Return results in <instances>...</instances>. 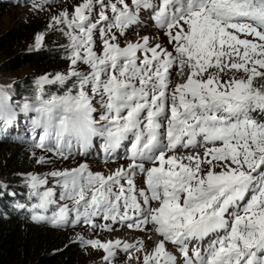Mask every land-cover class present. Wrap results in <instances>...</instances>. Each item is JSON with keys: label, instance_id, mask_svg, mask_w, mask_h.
<instances>
[{"label": "snow or ice", "instance_id": "6c2138e0", "mask_svg": "<svg viewBox=\"0 0 264 264\" xmlns=\"http://www.w3.org/2000/svg\"><path fill=\"white\" fill-rule=\"evenodd\" d=\"M144 16L158 34L129 40ZM48 28L67 41V68L38 77L22 104L0 86V132L23 113L33 146L51 154L38 165L86 155L94 140L105 163H123L26 174L31 220L141 234L78 236L103 264L121 253L138 264H264V0H79Z\"/></svg>", "mask_w": 264, "mask_h": 264}, {"label": "trees", "instance_id": "16d2710c", "mask_svg": "<svg viewBox=\"0 0 264 264\" xmlns=\"http://www.w3.org/2000/svg\"><path fill=\"white\" fill-rule=\"evenodd\" d=\"M43 35L44 40L39 48L17 53L7 58L3 66L7 69H13L19 64L53 67L62 63L65 60L62 45L67 43L66 39L52 29ZM22 36L21 30H12L0 36V53H10ZM15 88L23 99L31 98L35 82L19 80L15 83ZM45 88L57 91L55 86L46 85ZM27 124L28 120L24 114L19 113L17 125L22 128ZM9 131H12V128L4 132L7 135ZM15 132L10 133L8 137H17ZM6 144L3 132H0V154L6 150ZM12 146L13 150H16L18 144L14 143ZM29 193L28 188L12 175L0 181V264H77L86 249L76 241H69L57 227L31 221L27 210L36 200L30 198ZM21 204L25 207H18Z\"/></svg>", "mask_w": 264, "mask_h": 264}, {"label": "rangeland", "instance_id": "374dc122", "mask_svg": "<svg viewBox=\"0 0 264 264\" xmlns=\"http://www.w3.org/2000/svg\"><path fill=\"white\" fill-rule=\"evenodd\" d=\"M14 1H18V4L10 5L0 0V36L12 30H21L23 32V36L16 47L10 51V53H8L7 55L0 53V86L6 88L13 103L22 104L25 99H23L22 96L18 94V90L15 88V83L17 81L26 80L35 82V80L40 76L46 74L51 75L57 72H64L67 68V61L64 60L62 63L53 67H36L19 64L16 65V67H14L13 69L5 68L3 66V62L7 58L15 56L17 53L36 50L37 48L35 47V36L38 34H44L46 31L50 30L48 28V25L51 22V16L58 14L62 10L70 9V7L79 2V0H65L61 3L51 6L44 4L43 10L34 9V4L41 3V1L38 0ZM140 35L152 34L131 32L128 34V39L134 41ZM17 115H19V112ZM9 128H12V131H9L7 135L6 132H3L7 144L6 150L0 154V181L5 180L8 178V176L12 175L18 178V180L27 187L25 176L28 173L44 176L46 173L55 169H63L65 167L76 166L77 163H87L93 171H102L107 174L109 168H115L118 166V164H107L106 166H104L99 163L79 160L66 162L55 161V163H51L48 165H38L35 162L36 158L42 155L51 156V154L49 153L48 155L47 153L36 149L26 148L22 144H18L17 149L13 150L12 145L15 142L13 141L12 137H8V135L22 128L17 125V122ZM53 160H55L54 157ZM53 186V183L50 182L44 187ZM41 191H43V188L41 189ZM33 198L34 200H36V202H38L35 197ZM55 198L58 200V192ZM54 210H56L55 206H50L47 214L51 215L52 211ZM49 226L53 227L52 225ZM57 229L63 232L69 241H76L80 244V240L77 239L78 236L83 237L84 239L98 238L102 241L108 239H121L127 242H134L135 239L141 238L140 234L127 232L106 234L104 232H100V230H97L96 233H93L83 224H80L78 226L69 225L64 227H57ZM83 247L86 249V251L80 257L77 264H88L89 262H93L94 264H103V261L101 259L103 255L102 251H97L85 246ZM134 255L140 254L134 253ZM116 264H138V262L135 260L128 262L127 255L121 253L116 261Z\"/></svg>", "mask_w": 264, "mask_h": 264}, {"label": "bare ground", "instance_id": "6f19581e", "mask_svg": "<svg viewBox=\"0 0 264 264\" xmlns=\"http://www.w3.org/2000/svg\"><path fill=\"white\" fill-rule=\"evenodd\" d=\"M153 35V34H152Z\"/></svg>", "mask_w": 264, "mask_h": 264}]
</instances>
